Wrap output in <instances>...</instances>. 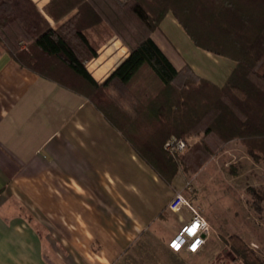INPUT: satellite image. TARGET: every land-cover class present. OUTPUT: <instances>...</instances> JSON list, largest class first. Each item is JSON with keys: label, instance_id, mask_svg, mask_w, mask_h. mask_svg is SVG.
<instances>
[{"label": "trees", "instance_id": "trees-1", "mask_svg": "<svg viewBox=\"0 0 264 264\" xmlns=\"http://www.w3.org/2000/svg\"><path fill=\"white\" fill-rule=\"evenodd\" d=\"M168 12L196 46L235 62L223 83L181 57L178 64L162 45L175 52L160 27ZM99 26L129 48L100 82L85 65ZM0 44L23 67L85 96L164 183L235 137L264 161V0H49L43 10L0 0ZM191 133L200 140L174 156L165 149L171 136ZM223 241L234 261L264 264L241 236Z\"/></svg>", "mask_w": 264, "mask_h": 264}, {"label": "crops", "instance_id": "crops-1", "mask_svg": "<svg viewBox=\"0 0 264 264\" xmlns=\"http://www.w3.org/2000/svg\"><path fill=\"white\" fill-rule=\"evenodd\" d=\"M33 1L43 10L49 0ZM128 52L113 35L86 68L100 82ZM95 109L0 44V264H205L198 255L205 244L194 253L168 245L191 218L186 206L168 207L174 181L166 185ZM126 148L138 176L120 159ZM67 170L82 172L84 181L66 185L58 173ZM148 171L167 187H136Z\"/></svg>", "mask_w": 264, "mask_h": 264}, {"label": "rangeland", "instance_id": "rangeland-1", "mask_svg": "<svg viewBox=\"0 0 264 264\" xmlns=\"http://www.w3.org/2000/svg\"><path fill=\"white\" fill-rule=\"evenodd\" d=\"M163 18L160 25L164 28L162 30L168 34V39L174 46L175 52L163 39L160 40L171 56L177 59V63L181 65L180 59L182 58L202 76L215 83H222L230 71L232 59L196 46L178 21L170 15V12L166 13ZM91 35L99 43L97 50L111 36H117L111 32L106 37V29L100 26L96 28V31H92ZM121 42L129 50L122 40ZM91 58L86 59V63ZM187 137L190 142L194 143L200 140L199 134L191 133ZM114 143L115 141L111 142V145L115 149L123 148ZM122 153L124 156L120 159L125 162L126 169H131L138 176L136 161L130 155L129 150L126 148V152ZM110 159L108 163L112 166ZM110 171L113 174H111V180L117 181L113 167H110ZM58 175L66 185H70L74 180L81 183L85 179L82 177V172L72 170L60 172ZM130 179L133 180V177ZM142 181L147 183L149 189L151 188L150 193L156 190V185L159 188L170 186L167 183L162 185V181H157L155 185L150 171L143 172L141 181L138 182L136 177L133 183L136 187H140ZM173 181L175 191L180 190L208 222L206 242L198 254L204 257L205 264H243L240 259L233 260L234 253L223 241V238H228L230 234L241 236L264 260V161L257 160L249 154L238 138L235 137L222 143L195 171L183 173L179 170ZM18 208L21 211V206ZM188 209L191 213L190 207ZM48 254L51 259H55L52 252Z\"/></svg>", "mask_w": 264, "mask_h": 264}, {"label": "built area", "instance_id": "built-area-1", "mask_svg": "<svg viewBox=\"0 0 264 264\" xmlns=\"http://www.w3.org/2000/svg\"><path fill=\"white\" fill-rule=\"evenodd\" d=\"M186 136L184 138H176L171 136L164 143L165 149L173 156L183 151L188 145L193 144ZM183 205L190 207L191 218L184 222L176 234L169 240L168 245L174 251H186L194 253L199 251L206 242L208 233V222L202 214H200L184 196L180 190H176L168 202L171 210L178 211Z\"/></svg>", "mask_w": 264, "mask_h": 264}]
</instances>
